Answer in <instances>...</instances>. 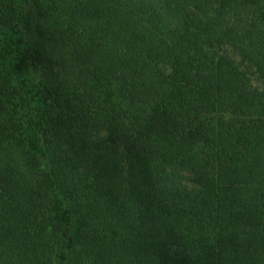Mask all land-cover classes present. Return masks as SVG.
Instances as JSON below:
<instances>
[{"label":"trees","instance_id":"obj_1","mask_svg":"<svg viewBox=\"0 0 264 264\" xmlns=\"http://www.w3.org/2000/svg\"><path fill=\"white\" fill-rule=\"evenodd\" d=\"M0 264H264V0H0Z\"/></svg>","mask_w":264,"mask_h":264},{"label":"rangeland","instance_id":"obj_2","mask_svg":"<svg viewBox=\"0 0 264 264\" xmlns=\"http://www.w3.org/2000/svg\"><path fill=\"white\" fill-rule=\"evenodd\" d=\"M176 182L180 186H187V187L190 186L186 174H179L176 178Z\"/></svg>","mask_w":264,"mask_h":264}]
</instances>
